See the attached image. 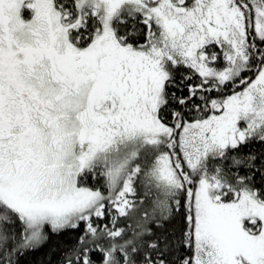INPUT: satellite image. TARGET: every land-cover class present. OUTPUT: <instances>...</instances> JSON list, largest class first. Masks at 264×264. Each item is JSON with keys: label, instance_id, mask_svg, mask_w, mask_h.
Returning <instances> with one entry per match:
<instances>
[{"label": "snow or ice", "instance_id": "snow-or-ice-1", "mask_svg": "<svg viewBox=\"0 0 264 264\" xmlns=\"http://www.w3.org/2000/svg\"><path fill=\"white\" fill-rule=\"evenodd\" d=\"M69 235L264 264V0H0V264Z\"/></svg>", "mask_w": 264, "mask_h": 264}, {"label": "trees", "instance_id": "trees-1", "mask_svg": "<svg viewBox=\"0 0 264 264\" xmlns=\"http://www.w3.org/2000/svg\"><path fill=\"white\" fill-rule=\"evenodd\" d=\"M72 238L71 236L64 237H53L47 244H45L41 249L35 253L34 256H30L28 259L30 264H49V261L52 264H57V261L62 254V250L65 247L71 245Z\"/></svg>", "mask_w": 264, "mask_h": 264}]
</instances>
